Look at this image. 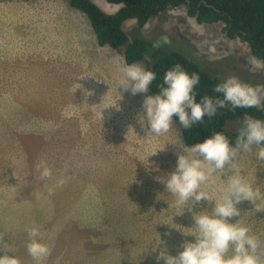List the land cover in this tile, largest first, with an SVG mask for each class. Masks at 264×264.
<instances>
[{
    "label": "rangeland",
    "instance_id": "rangeland-1",
    "mask_svg": "<svg viewBox=\"0 0 264 264\" xmlns=\"http://www.w3.org/2000/svg\"><path fill=\"white\" fill-rule=\"evenodd\" d=\"M66 1L0 0V233L5 234L4 242L10 249L7 254L15 255L21 264H157L155 257L160 248L166 247L169 254L177 255L185 241H195L188 235L194 230L193 213L211 211L215 201H202L193 206L192 212L185 207L183 214H178L182 206L167 192L165 183L167 175L177 167L178 155L190 147L185 146L174 119L171 130L160 136H148L147 123L142 127L138 122L143 101L151 96L149 87L139 99H132L129 107L107 110L111 121L105 124L106 129L96 126L101 136L121 138L129 153L120 148L107 149L106 142L83 140L87 148L77 158L75 152L65 148L75 142L74 137L58 142L64 114L74 111L66 109L65 103L76 97L75 91L71 93L75 77L55 70L59 64L55 69L49 67V62L43 64L39 39L48 35L44 34V23L52 7L67 6ZM94 2L108 14L120 7L104 0ZM67 10L83 17L84 31L75 27L73 17L62 18L65 33L77 39L82 33L97 54L89 65L76 64L82 77L104 89L110 100L125 101L127 93L112 90V86L119 80L113 73L117 71L114 56L125 53L126 48L100 46L88 16L70 6ZM124 28L131 39H170L169 44L149 48L144 59L136 63L145 69L176 50L196 60L212 75L225 79L236 76L252 86L264 85V67L254 68L249 63V45L241 39L228 38L223 22L198 23L185 6L168 9L144 28H138L133 20ZM258 108L264 111V102ZM230 123L228 129L236 142L243 121ZM261 146L264 143L253 145L251 152L241 150L234 170L214 173L202 189L218 199L230 176L240 175L264 194V160L257 155ZM78 159L80 162H76ZM41 161L51 168L50 178H40L37 165ZM122 186L129 189L126 210L122 207ZM97 187L104 200H109L108 196L113 199L91 204L90 194ZM237 207L241 215L229 222L239 220L248 226L251 234L259 237L264 253V212H256L247 200ZM33 226L40 229L42 242L51 250L41 261L34 260L26 247L27 230ZM160 239L164 242L161 245ZM4 254L0 248V256Z\"/></svg>",
    "mask_w": 264,
    "mask_h": 264
},
{
    "label": "clouds",
    "instance_id": "clouds-1",
    "mask_svg": "<svg viewBox=\"0 0 264 264\" xmlns=\"http://www.w3.org/2000/svg\"><path fill=\"white\" fill-rule=\"evenodd\" d=\"M170 42L167 36H162L153 47L159 48ZM249 63L254 68L264 67V61L255 56L249 57ZM117 72L118 87L125 92L130 90L133 95L147 93L149 85L156 80V73L146 70L141 64H118ZM199 81L198 73L190 75L179 64L166 71L163 84L159 86V93L147 96L143 101L142 111L137 114L142 127L147 123L148 136L168 133L173 126L174 115L178 116L182 127L191 129L194 124L201 122L205 115L214 116L218 109L227 108L229 105L232 110L259 107L264 102V85L252 86L232 76L214 89L216 93L223 94L222 99L204 96L201 102L197 103L194 88ZM80 87L81 85L78 88ZM113 106L119 110L117 105ZM262 143L264 120L245 115L234 147L230 146L225 133L215 132L211 138L193 144L187 152L183 151L178 155L177 167L167 175L165 183L167 192L176 197L177 205L182 206V213L178 214H183L185 207L192 212L193 206L200 205L202 201H215V204L211 211L205 210L199 215L193 213L194 230L188 235L194 236L195 241H185L182 244L183 250L177 255L169 254L166 247L160 248L155 257L157 264L161 260L164 264H264L259 237L251 234V229L239 220L229 222L230 218L241 215L237 205L244 200L250 201L256 212H264V194L260 189L253 188L252 182L240 175L230 176L227 187L218 199L211 198L209 193L202 189V185H206L214 173L233 171L235 158L241 150L251 152L253 145L260 146ZM164 149L165 147L160 151ZM257 155L259 159L264 160V146L259 147ZM37 168L41 170V179L52 176V170L46 161H41ZM258 200L260 203L256 204ZM27 231L28 254L36 261L50 255L49 246L42 242L40 229L33 226ZM4 237L5 234L0 233V248L5 250V254L0 256V264H21L15 255L7 254L10 249L4 242ZM163 243L160 239V245Z\"/></svg>",
    "mask_w": 264,
    "mask_h": 264
},
{
    "label": "trees",
    "instance_id": "trees-1",
    "mask_svg": "<svg viewBox=\"0 0 264 264\" xmlns=\"http://www.w3.org/2000/svg\"><path fill=\"white\" fill-rule=\"evenodd\" d=\"M94 1L69 0V5L88 16L100 46L112 49L126 48L125 61L128 65L142 61L148 49L156 42L141 37L131 39L124 28L126 22L133 20L136 21L138 28H144L152 18L170 8L181 6H185L188 15L196 18L200 24L223 22L228 38L241 39L249 45L252 56L264 61V0H104L121 6L114 14L106 13ZM176 64L190 75L199 74L200 81L194 88L197 103L201 102L204 96L213 99L223 98V94L216 93L214 89L226 80L225 77L210 74L196 60L193 61L176 50L167 53L146 68L156 73V80L149 85L150 95L159 93L164 74ZM245 115L264 120V111L258 107L232 110L230 105L218 109L214 116L205 115L204 119L194 124L191 129L182 127L178 116L174 115L173 119L180 127L186 147L204 142L215 132L225 133L232 145L235 138L228 126L230 122L243 121Z\"/></svg>",
    "mask_w": 264,
    "mask_h": 264
},
{
    "label": "crops",
    "instance_id": "crops-1",
    "mask_svg": "<svg viewBox=\"0 0 264 264\" xmlns=\"http://www.w3.org/2000/svg\"><path fill=\"white\" fill-rule=\"evenodd\" d=\"M66 2L68 3L67 6L52 7L51 13L45 18L44 23L45 27H47L44 30V34L47 32L48 35H43L44 37H40L39 39V44H42L43 64L49 62V67L54 69L59 64V69L55 70L66 73L70 77H75L74 89L71 93L75 91L76 97L70 98V100L65 103L66 109L74 111L66 112L64 114V126L60 129L61 138L58 142L63 138L67 139L69 137H74L75 142L72 144L68 143L65 148H68L69 151L75 152L74 156L77 158L82 157L87 148V146L83 144V140L106 142L105 147L107 149L114 150L120 148L129 153L128 146L123 145L121 138L101 136L97 133L96 126L98 125L99 128L106 129L105 124L111 121V117L107 116V110L117 108L113 105H117L118 108L129 107L132 104V99H139L140 93H137L138 95H133L129 90L126 92L127 96L125 101H113L106 96L104 89H98L96 86L90 84V81L87 78H81L82 71H79L76 64H82L84 62L86 65H89L92 61L97 59V54L93 53L90 39L84 37L82 33L79 39L65 33L61 20L66 18L72 19V17L74 19L75 27L84 31L83 17L74 14L76 12H69L67 10L68 6H70L69 0ZM119 9H117L116 12ZM46 29H49V31H46ZM91 40H93V38ZM95 41L98 44L97 38ZM114 58L116 67L118 64H126L124 52L116 54ZM113 73H116L119 76L117 71ZM53 74L56 73L53 72ZM0 76H3V74H0ZM80 85L81 87L78 88ZM112 90H116L117 92L124 91L122 88L118 87V84L112 86ZM88 93H91V95ZM62 149L63 148H60V151ZM76 162H80L79 159L76 160ZM108 167H112V165H109ZM122 187L124 189L122 207L125 209V206L130 203L129 200L125 199L126 190L129 193V189L125 186ZM90 197L91 204H102L103 202L109 203L110 200L113 199V196H108L109 200H104L102 194L98 191V187L92 189Z\"/></svg>",
    "mask_w": 264,
    "mask_h": 264
}]
</instances>
